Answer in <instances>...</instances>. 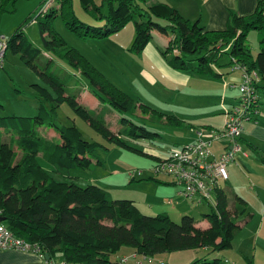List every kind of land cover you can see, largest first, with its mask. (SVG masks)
Wrapping results in <instances>:
<instances>
[{
    "label": "trees",
    "instance_id": "trees-1",
    "mask_svg": "<svg viewBox=\"0 0 264 264\" xmlns=\"http://www.w3.org/2000/svg\"><path fill=\"white\" fill-rule=\"evenodd\" d=\"M17 1L0 0V16L7 11L8 5L13 6ZM80 1L91 19H105L101 27L87 25L76 18L66 23L81 38L102 40L133 22L135 37L130 48L132 52H142L153 37V30L158 29L171 36L161 51L171 68L219 82L224 80L225 72L222 69L234 70L238 66L248 72L256 71L259 80L255 82V89L257 93L260 88L264 89V0L259 2L257 10L250 16L232 14L222 31L207 30L198 22L191 23L165 4L154 2L148 5L147 2L152 0H105L117 4L116 8L111 5L105 17L93 0ZM64 7H71V0H61L59 12ZM55 16L56 8L51 6L34 18L42 41L49 48L53 44H64L55 37L51 27ZM251 31L259 35V50L255 56L247 41ZM45 34L51 40H46ZM6 46L37 70L34 61L41 50L27 39L22 29L6 38ZM68 57L76 69L81 66L93 91L97 93L94 95L100 101L108 102L120 112H132L136 103L142 112H157L165 115L168 122L181 126L183 121L177 116L157 111L140 100L132 99L110 83L84 57L81 59L70 52ZM51 63L50 59L46 66L51 67ZM41 73L59 91V95L55 98L47 88L35 85L39 97L36 115L0 117V137L2 132L10 135L6 141L0 138V222L14 236L37 245L40 255H48L47 261L59 253L60 264H113L111 256L123 246L132 248L141 261L157 254L186 249L206 248L213 252L231 248L239 228L237 220L247 212V203L239 196L230 210L226 194L219 190L216 205H208L211 207L210 213L203 214L209 226L196 228L194 218L188 214L183 215L179 223L172 221L166 213L146 215L133 200L114 199L110 192L97 185L81 187L72 181L56 180L51 176L42 167L40 158L51 165L54 173L64 178L71 168H87L93 161L101 164L102 145L84 140L75 125L59 122L57 107L64 101L104 138L130 150L135 149L123 142L120 134L146 139H154L160 134L127 118H121L123 127L115 133L103 121L95 118L76 96L65 94L66 80L52 74L47 67ZM40 97L54 102H51L50 109L45 107ZM257 106L260 107L259 100ZM42 127L57 132L60 141L57 143L43 136ZM242 140L243 137H240V146L245 142ZM245 143L253 147L251 143ZM149 156L155 160V165L158 157ZM148 179L159 182L156 174ZM219 260L198 259L191 264H218ZM245 260L247 264H253L251 259L245 257Z\"/></svg>",
    "mask_w": 264,
    "mask_h": 264
},
{
    "label": "rangeland",
    "instance_id": "rangeland-1",
    "mask_svg": "<svg viewBox=\"0 0 264 264\" xmlns=\"http://www.w3.org/2000/svg\"><path fill=\"white\" fill-rule=\"evenodd\" d=\"M48 1L45 0L43 3V0H18L13 6L8 5L7 11L0 16V39L9 38L16 30L22 29L27 39L41 50L34 61L37 65V70H34L10 48L6 49L0 68V117L36 115L39 110V97H37L35 85L47 88L55 98L59 95V91L52 87L41 73L47 67L52 74L67 81L65 94L76 96L95 118L103 121L115 133L123 127L121 118H127L160 135L154 139H146L134 138L125 133L120 134L121 140L135 149L130 150L104 138L68 102L64 101L57 107L59 122L64 125H75L84 140L101 144V164L93 161L87 168H71L65 178L54 173L51 165L40 158L42 167L56 180L72 181L81 187L94 184L110 192L114 199L131 200L133 196L139 198L141 195H155L156 187L153 183L142 180L155 175L152 170L155 160L149 155L164 157L171 148L192 142L196 136L194 127L207 123L214 124L218 118H223L232 107L229 104L233 101L232 98L237 99L239 96L238 88L231 87L233 82L229 81L230 75L238 71L232 70L226 74L225 82H218L201 79L187 71L171 68L161 53L167 43V40L163 38L169 34L158 29H155V37L149 41L145 50L136 54L130 50L135 37L133 22L120 32L102 40L81 38L76 32L71 31L66 23H71L76 18L87 25L101 27L105 19H91L90 14L84 11L80 0H71V7H64L61 12H59L61 0H52L51 5L56 8L57 16L51 21V27L55 37L62 40L64 44H53L49 48L43 43L38 23L34 20L37 14L46 8ZM93 2L100 7L104 17L109 14L110 7H117L115 1L93 0ZM147 4H152V1H148ZM44 38L51 40L47 34ZM247 41L255 56L259 50L258 32L251 31ZM69 52L81 59L82 57L87 59L110 83L123 90L132 99L140 100L139 102L160 112L176 113L183 120L181 126L168 122L165 115L162 116L157 112H142L136 107V103H133L132 112H120L108 102L100 101L94 95L97 93L93 91L81 66L79 65L80 68L76 69L71 63L68 57ZM50 59L52 63L51 67H48L46 64ZM258 95L260 110L264 115L263 88L259 89ZM40 100L47 109H50L53 101L45 97H40ZM47 129L42 127L43 136L58 143L60 138L57 132L51 129L52 132L49 133ZM9 136L2 132L0 138L6 141ZM259 146L264 149V143L260 142ZM244 149L248 153V161L256 174L239 172L228 166L229 179L221 184L228 195L229 207L233 206L236 194H239L238 196L246 199L250 211L259 210L260 205H264L263 192L260 195L263 203L258 198L260 194L258 187H264L262 153L259 149H255L257 153L245 146ZM156 176L165 181L170 180V176L166 174L160 173ZM183 207L187 210L186 214L194 218L196 228L204 226V221L207 219L203 218V214L210 213L211 207L203 202L190 201ZM142 212L148 215L156 214L144 210ZM260 215L261 213L247 228L237 231L233 242L235 249L210 253L203 251L200 253L201 260L204 256L208 258L217 256L220 258V264H234L233 258L237 257L238 264H243L239 252L235 251L239 249L249 256L252 255L255 245L252 242L253 227L255 230V223L257 221L260 223ZM245 216H240L238 221L244 220ZM181 217L182 215L172 217L171 220L179 223ZM258 251L259 260H264V251L260 247ZM226 258L230 263L225 262Z\"/></svg>",
    "mask_w": 264,
    "mask_h": 264
},
{
    "label": "crops",
    "instance_id": "crops-1",
    "mask_svg": "<svg viewBox=\"0 0 264 264\" xmlns=\"http://www.w3.org/2000/svg\"><path fill=\"white\" fill-rule=\"evenodd\" d=\"M260 1L261 0H152V3L159 2L165 4L176 10L177 13L180 16H182L184 19L189 20L191 23L198 22L201 26H203L207 30L222 31L227 27V23L232 14H236L241 17L250 16L254 14V12L257 10V5L259 4ZM152 34H153L152 39H154L155 30H153ZM163 39L167 40L168 42V40L171 39V36L169 37V35L168 36L166 35L164 36ZM145 48L142 51H144ZM222 71L225 72L224 80L219 82H225L226 74H228L232 70L225 68L222 69ZM237 71L238 73L236 72V74L230 75L229 81L233 82L234 84V85L231 84V87H237L238 80L241 74L240 70ZM232 100L233 101H230L229 104H232L235 98H232ZM170 113L180 118L176 113L175 114L173 112ZM223 118H218L214 122V124L207 123V124H202L200 127H194V130L204 127L219 128L222 125ZM220 121H221V125L219 123ZM47 130L49 133L52 132L50 128H48ZM241 137H243V140L245 142L251 143L253 146V147L247 146L246 143L245 144L242 143L241 144L242 151H246L244 149V146L249 149H252L253 151L255 149H259V152L262 153V157H261L262 160L264 158V149H262L259 145L260 142L264 143V115L260 110V107H259V114L257 116L243 123V131ZM223 149H224V145L220 142L214 143L212 148L213 153L215 155H218ZM254 152H256V150ZM229 166H231L232 169L239 172H244V173L252 172L253 174H256V171L253 169V167L248 161V153L247 156H243L241 154L238 155L235 158V160L229 164ZM148 178L150 177L148 176L146 179H142V180H145V182L153 183V185L156 187L155 195H141L139 198H137V196L132 197V199H134L133 201L135 202V204L137 205V207L140 209L141 212L144 210L156 214L166 213L171 219L172 217H179L181 215L182 216L186 215L187 210L184 209L183 205L188 204L189 201H187L185 198L181 197L178 194L180 187L179 185L174 183L172 177H169L170 179L169 181H165L157 177L159 182L149 180ZM258 182L261 183L260 181ZM221 183H220L221 191H223L226 194L228 200V195L226 193V190L222 185L223 183L222 184ZM239 190L241 191L242 188L240 187ZM258 190L260 192L258 198L260 202L263 203L262 197L260 195L261 192L264 193V187L263 186L258 187ZM238 195L236 194V197ZM167 200H170L171 202H167ZM244 200L246 201V199ZM256 203H258V201H256ZM247 205L248 204H246V207ZM228 208L232 210L234 208V204L232 207H229L228 205ZM260 213H261L259 219L260 223H258V221L255 223V230L253 227L252 242H254L255 245L252 255L249 256L248 254L241 252L239 249H236L235 251L237 253L239 252L240 254L239 256H241L243 260L242 261L243 264H247L245 257L251 259L253 261V264H264V260H259L260 256L258 254L259 247L262 251H264V205L262 206L261 204L259 210L255 209L254 211H250L247 207V212L244 215H242V216L246 215L245 219L242 220L241 222L237 220V224L239 226L237 231L240 229L243 230L247 228L249 224H252L254 222V219ZM204 223H205L203 224L204 226H202L201 228H206L209 226L208 221H204ZM237 231L235 232V235ZM235 235L232 240V246L231 248H229L230 250L235 249V247H233ZM203 251H208V253H210V251L206 248L186 249L180 251H173L169 253L157 254L153 256L151 259L141 261L140 259L141 257L132 256L134 253L132 248L123 246L115 254L111 256V259L113 261V264H159V263L191 264L197 261L198 259H201L200 253ZM124 257H127L125 261L123 260ZM206 257L207 256H204L202 259L210 261L213 258H219L217 256H213L212 258H208V257L206 258ZM233 259H234L233 260L234 264L239 263V259L237 257H234ZM61 261L62 260L59 253H56L51 260L47 261V258H45L43 255H39L38 253H34L33 251L28 252L18 249L0 250V264H60ZM225 262L230 263L227 258L225 259ZM218 264H220V260Z\"/></svg>",
    "mask_w": 264,
    "mask_h": 264
},
{
    "label": "built area",
    "instance_id": "built-area-1",
    "mask_svg": "<svg viewBox=\"0 0 264 264\" xmlns=\"http://www.w3.org/2000/svg\"><path fill=\"white\" fill-rule=\"evenodd\" d=\"M52 0L48 1L46 11ZM7 46L6 39H0V68L3 64ZM240 78L237 88L239 96L236 103L226 112L222 125L219 128H201L196 130L192 142L171 148L169 153L160 157L152 167L154 174H166L172 177L179 185L178 194L190 202H203L210 206L217 203V192L221 190L220 183L229 179L228 166L242 153L239 143L243 131V123L259 114L257 106L259 95L255 89V82L259 80L256 71L248 72L238 66ZM220 142L224 149L218 154L213 153V145ZM167 202H171L167 200ZM18 249L39 253L37 245L25 242L0 222V250ZM132 256H137L133 253ZM127 257H124L125 261ZM162 264V263H159Z\"/></svg>",
    "mask_w": 264,
    "mask_h": 264
},
{
    "label": "water",
    "instance_id": "water-1",
    "mask_svg": "<svg viewBox=\"0 0 264 264\" xmlns=\"http://www.w3.org/2000/svg\"><path fill=\"white\" fill-rule=\"evenodd\" d=\"M44 257H45V258H47V257H48V255H47V254H45V255H44Z\"/></svg>",
    "mask_w": 264,
    "mask_h": 264
}]
</instances>
